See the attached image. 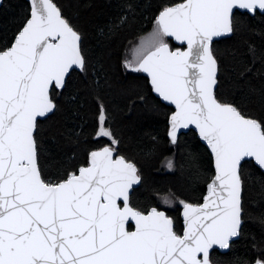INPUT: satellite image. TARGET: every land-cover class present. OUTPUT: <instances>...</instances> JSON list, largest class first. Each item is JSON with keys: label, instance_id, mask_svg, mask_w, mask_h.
<instances>
[{"label": "snow or ice", "instance_id": "6c2138e0", "mask_svg": "<svg viewBox=\"0 0 264 264\" xmlns=\"http://www.w3.org/2000/svg\"><path fill=\"white\" fill-rule=\"evenodd\" d=\"M257 13L264 16V0L158 4L152 30L124 67L147 74L151 91L174 106L168 141L178 146L181 130L194 127L213 168L201 174L205 192L197 200L169 192L157 206L141 207L134 192L142 169L123 154L103 104L95 137L106 143L74 168L42 159L41 121L59 111L73 73H86L90 60L58 0H30L21 28L0 47V264H217L212 253L230 249L245 224L248 166L264 173V113L220 95L215 44L237 35L242 15ZM128 20L122 15L113 30ZM259 59L264 65V52ZM165 163L175 167L172 158ZM246 264H264V248Z\"/></svg>", "mask_w": 264, "mask_h": 264}, {"label": "trees", "instance_id": "16d2710c", "mask_svg": "<svg viewBox=\"0 0 264 264\" xmlns=\"http://www.w3.org/2000/svg\"><path fill=\"white\" fill-rule=\"evenodd\" d=\"M84 36L89 55L88 71L77 70L61 93L59 111L42 120V159L48 167L74 168L97 144L95 130L100 104L122 138L123 154L135 159L142 169L143 182L135 189V203L157 206L158 195L172 192L179 199L197 200L205 192L202 173L211 174L213 165L208 147L194 130L180 134L178 146L167 138L168 116L174 108L153 93L144 73L124 67L132 45L152 30L156 8L162 0H58ZM30 13L27 0H4L0 8V47L12 41ZM243 13V12H242ZM127 15V24L113 30L118 18ZM242 26L231 39H220L215 47L221 60L220 95L235 100L250 112L264 113V16L242 15ZM179 46V45H176ZM254 70L245 73L246 68ZM166 158L175 161L165 171ZM243 200L245 224L239 238L227 252L215 250L217 264H246L264 248V173L247 168ZM177 216V211L170 212Z\"/></svg>", "mask_w": 264, "mask_h": 264}, {"label": "water", "instance_id": "95a60500", "mask_svg": "<svg viewBox=\"0 0 264 264\" xmlns=\"http://www.w3.org/2000/svg\"><path fill=\"white\" fill-rule=\"evenodd\" d=\"M29 3H30V0H27ZM3 2H4V0H0V8H1V6H2V4H3ZM242 12H243V10H242ZM178 45V44H177ZM145 74V73H144ZM146 75V77H147V74H145ZM148 78V77H147ZM156 95V94H155ZM157 97H158V95H156ZM160 98V97H159ZM161 99V98H160ZM164 103H166L167 105H169L167 102H164ZM169 106H171V105H169ZM171 107H173L174 108V106H171ZM190 130H194V131H196L197 132V134H198V130H196L194 127H191V128H189V129H182L181 130V133L180 134H182V133H186V132H188V131H190ZM198 136H199V134H198ZM200 138V137H199ZM201 139V138H200ZM201 141L207 146V144H206V142H204L202 139H201ZM208 147V146H207ZM209 149V148H208ZM209 151H210V149H209ZM237 239V238H236ZM235 239V240H236ZM216 250H219V251H221V252H227L229 249H227V250H225V249H219V248H217Z\"/></svg>", "mask_w": 264, "mask_h": 264}, {"label": "rangeland", "instance_id": "374dc122", "mask_svg": "<svg viewBox=\"0 0 264 264\" xmlns=\"http://www.w3.org/2000/svg\"><path fill=\"white\" fill-rule=\"evenodd\" d=\"M139 43V40H138V42H136L134 45H132L131 46V48L129 49V51H128V54H127V58L126 59H131L132 58V55H133V49H134V47L137 45ZM164 169H165V171H171V170H173L174 168H168L167 167V165H166V163L164 162ZM160 196H162V195H160Z\"/></svg>", "mask_w": 264, "mask_h": 264}]
</instances>
